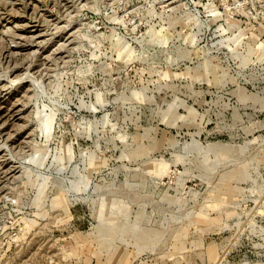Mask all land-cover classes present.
Returning a JSON list of instances; mask_svg holds the SVG:
<instances>
[{
	"label": "rangeland",
	"instance_id": "rangeland-1",
	"mask_svg": "<svg viewBox=\"0 0 264 264\" xmlns=\"http://www.w3.org/2000/svg\"><path fill=\"white\" fill-rule=\"evenodd\" d=\"M0 264H264V0H0Z\"/></svg>",
	"mask_w": 264,
	"mask_h": 264
}]
</instances>
